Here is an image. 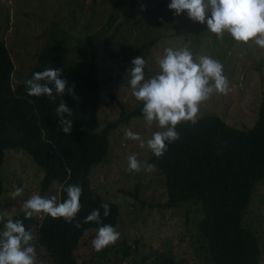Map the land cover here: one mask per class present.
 <instances>
[{"label":"rangeland","instance_id":"obj_1","mask_svg":"<svg viewBox=\"0 0 264 264\" xmlns=\"http://www.w3.org/2000/svg\"><path fill=\"white\" fill-rule=\"evenodd\" d=\"M116 1L0 0V40L6 44L15 65L14 84L35 66L54 23L67 32V46L63 51L67 61L74 60L77 66L86 64L89 49L84 41L94 44L96 73L100 79L99 126L118 117V100L123 102L126 110L140 104L131 95L127 82L131 61L137 56L144 58L145 79H148L158 73L157 61L165 48H188L194 58L206 55L223 65V74L231 90L227 95L213 94L200 105L197 117L216 113L234 126L245 128L252 125L264 88V49L251 42L236 43L227 34L218 39L207 30L206 25L190 20L186 12L174 15V11L168 8L171 0H126L123 8L133 14L122 8L117 10L120 13L114 25L120 24L119 37L125 29L135 31L132 17L145 11L149 4L163 17L169 16L168 24L158 26L159 30L167 27L165 35L156 40L147 52L138 53L137 46L143 40L130 35L118 44L110 41L101 46V40H95L94 32L105 22ZM127 18L130 20L126 21ZM110 33L107 32L105 38ZM76 39L83 41L79 44ZM117 46H122L125 52L116 53ZM126 130L140 134L146 141L160 129L155 125L146 126L143 116H132L128 121L118 123L110 132L106 156L91 167L88 177L93 191L118 204L119 215L114 228L120 235L114 244L97 252L92 246L97 230H86L76 250L78 260L85 264H154V257L163 254L172 256L176 262L184 260L185 264H211L208 243L197 229L202 217L201 203L188 201L179 206L161 208L159 205L167 200L162 173L155 166L151 171H145L143 167L140 172L126 171L128 157L133 154L142 165L150 164V150L140 148L138 141L126 138ZM42 175L41 168L29 153L20 148L6 149L0 169L3 186L0 216L4 220L22 221L25 230H30L33 236L31 243L36 250V264H50L36 240L43 214L24 219L22 212L23 202L33 194L45 198L56 196L59 202L60 185L53 182L47 191L42 192ZM16 188H22L23 193L13 199L12 193ZM244 223L259 239L260 263L264 264V179L256 185ZM3 230L4 224L0 232ZM124 250H128L129 254L125 255Z\"/></svg>","mask_w":264,"mask_h":264},{"label":"trees","instance_id":"obj_2","mask_svg":"<svg viewBox=\"0 0 264 264\" xmlns=\"http://www.w3.org/2000/svg\"><path fill=\"white\" fill-rule=\"evenodd\" d=\"M125 4L126 0L115 2L105 22L94 32L95 40L100 39L101 46L110 41L118 44L130 35L143 40L137 46V52H147L156 40L165 35L167 27L159 30L158 26L168 24L169 16L163 17L149 4L145 11L132 17L135 31L125 29L119 37L120 24L114 25L119 18L117 10L122 8L133 14L123 8ZM107 32L111 33L105 38ZM67 40V32L53 23L35 66L17 84L13 81L15 65L12 56L0 40V169L5 150L20 148L29 153L41 168L42 192L47 191L53 182L82 188L80 210L73 221L69 223L63 218L53 219L43 214L36 240L50 264H85L78 260L76 253L83 233L98 230L104 224L114 227L119 215L117 203L105 200L90 187V169L104 160L110 144V132L118 123L128 121L132 116H142L143 105L140 103L126 110L123 102L118 100V117L99 126L100 79L96 73L94 44L84 41L89 56L86 64L77 66L74 60L67 61L63 54ZM76 40L79 44L83 41ZM116 48V53L125 52L122 46ZM46 68L60 70L59 78L67 82L63 97L56 96L55 101L44 95L27 94L25 81ZM70 88L74 95L68 93ZM62 99L72 110L71 117H65L73 121L69 135L62 132L55 111ZM175 131L179 139L168 143L159 158L150 151L148 159L162 173L167 190V200L159 206L171 208L188 201L201 203L202 217L197 229L208 243L211 264H261L259 239L245 225L244 215L256 185L264 179V88L257 116L249 127L234 126L220 115L208 113L197 117L195 124L190 121L179 123ZM2 189L0 179V192ZM66 198V193L59 191V202ZM102 204L109 206L107 217L103 215ZM96 209L100 210L101 223H84ZM3 224L0 221V228ZM124 253L128 255L129 251L124 250ZM153 262L185 264L184 260L176 262L172 256L163 254L156 255Z\"/></svg>","mask_w":264,"mask_h":264},{"label":"clouds","instance_id":"obj_3","mask_svg":"<svg viewBox=\"0 0 264 264\" xmlns=\"http://www.w3.org/2000/svg\"><path fill=\"white\" fill-rule=\"evenodd\" d=\"M168 8L179 16L186 12L187 17L202 25L210 33L222 39L227 34L236 43L255 44L264 49V0H171ZM159 71L152 77L145 79V60L137 56L131 61L127 69V82L131 95L137 102L142 103V116L146 126L155 125L158 131L152 133L151 138H144L131 130L125 131V137L139 142L140 148L147 147L157 158L166 151L167 144L179 139L175 131L176 126L184 121L196 123L200 105L211 98L213 94L227 95L230 92L227 77L223 74V65L209 56L201 55L196 58L188 48H165L163 55L157 61ZM60 70L46 68L36 72L32 78L25 81L29 96H47L55 101L56 96L65 93L66 81L60 79ZM51 85V87H50ZM55 89V95L53 94ZM70 95L73 90L68 89ZM59 117L58 124L65 134H70L73 121L72 110L62 99L56 108ZM153 169L152 164H141L136 155L128 157V172H140ZM64 191L67 198L58 202L56 196L49 198L38 194L31 195L23 202L24 219L34 214H44L53 219L63 218L65 222H72L80 210L82 188L72 184L60 185L58 191ZM22 188H16L12 198L20 196ZM103 215L107 217L110 209L102 204ZM4 230L0 232V264H36V250L31 243V231H26L23 222L12 218L4 220ZM100 224V210H93L84 223ZM80 225L77 224V227ZM119 232L111 225L99 227L92 240L93 249L103 250L119 239Z\"/></svg>","mask_w":264,"mask_h":264}]
</instances>
